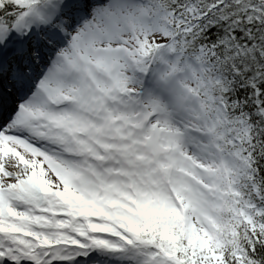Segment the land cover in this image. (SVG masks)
Wrapping results in <instances>:
<instances>
[{"label": "snow or ice", "instance_id": "1", "mask_svg": "<svg viewBox=\"0 0 264 264\" xmlns=\"http://www.w3.org/2000/svg\"><path fill=\"white\" fill-rule=\"evenodd\" d=\"M0 264H264V0H0Z\"/></svg>", "mask_w": 264, "mask_h": 264}]
</instances>
